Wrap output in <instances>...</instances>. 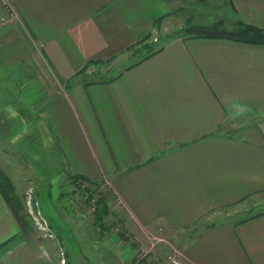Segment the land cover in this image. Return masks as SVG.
I'll return each instance as SVG.
<instances>
[{
	"label": "crops",
	"instance_id": "obj_1",
	"mask_svg": "<svg viewBox=\"0 0 264 264\" xmlns=\"http://www.w3.org/2000/svg\"><path fill=\"white\" fill-rule=\"evenodd\" d=\"M14 8L0 26V167L16 194L31 187L50 237L23 233L0 196V264H55L59 251L63 264H130L148 234L179 241L183 264H264V213L198 225L264 192V45L174 37L88 79L182 11L185 23L213 9L264 29V0ZM74 176L100 190L94 212Z\"/></svg>",
	"mask_w": 264,
	"mask_h": 264
},
{
	"label": "rangeland",
	"instance_id": "obj_2",
	"mask_svg": "<svg viewBox=\"0 0 264 264\" xmlns=\"http://www.w3.org/2000/svg\"><path fill=\"white\" fill-rule=\"evenodd\" d=\"M13 4H14V0H13ZM180 14L183 16V17H181V20L178 18V20L177 21L175 20L174 23H171V24L167 23V26L165 27V29H163L161 32L154 33V35H153L154 38L153 37L151 38L150 43L154 42V43H159V44L163 43L164 44L165 41H167L164 39V37H167L169 34H172L173 36H175V35L183 36V33L179 32L178 30H180V28H182L183 26H185L188 23L197 24V25L198 24L207 25V24H210V23H212L218 19H222L223 24L226 28H230L232 23H233L232 20H230L228 17L224 16V13L221 10L214 11L213 9H211V11H209V10L203 11V14H201V13L194 14L189 18V20H187V23H185L184 20L188 16H190L191 14L188 15L187 11H182ZM175 31L178 34L175 33ZM154 39H158V40L155 42ZM153 46H155V45H153ZM137 48H140V45H136L133 48H130V52H127V57H125V59H122L123 61L118 60V61L113 62V61L109 60V61L103 62L102 64H99L100 68L97 67L98 69H97L96 73H93V71H95L93 66H88L87 69L90 71L92 70V73H93L92 75H89L90 78L88 77V79L89 80H95V79H98L99 75H102L103 77H109V75L117 73L120 69H122V67L126 66L132 60H134L137 57H139L140 55L144 54V52H145L144 49L143 50L140 49L139 51L134 52V50H136ZM11 81H14V80H10V82ZM17 81L23 82L24 80H17ZM0 96H2V95L0 94ZM26 113L30 114V112H26ZM44 155H45V153H44ZM1 170L3 171L2 168H1ZM82 180L89 185H91V183H92L91 181H88L85 179H82ZM97 185L99 187V184H97ZM80 192L83 196L84 192H82V190H80ZM99 193H100V190H97V187H96L95 189H93V191L91 193L89 192L88 196L99 198ZM17 195H19L20 199L24 203V211L27 212V214H28L29 210L32 209V212H33L32 216L30 214H28L29 219H30V223H31L30 224L31 229L34 227L35 230L38 231V232L35 231L37 234L41 233L44 236L46 235V236L50 237L48 225L46 223V220L41 216V214L39 212V209H38V206L36 203L35 194L32 192L31 187H27L21 194H17ZM83 198H85V197L83 196ZM85 200H87V199L85 198ZM261 211H264V192L259 194V195H256L254 198H251L245 202H239L236 204H232L230 206H225V207H221L219 209H216L215 212H213L211 214L212 216H210L209 219L201 218L202 220L198 223V225L201 226V225L211 224V223H214L217 221H223V220H228V221L234 222V221H237V220H239V219H241L247 215H250V214H253L256 212H261ZM208 214L209 213H207L203 217H206ZM33 215H35L36 218H34ZM183 232H181L178 236L185 237V235L187 233L182 234ZM144 240H145L144 243H142L140 245L145 249H150V253L152 252L151 254H153V255L164 256V254L160 255V254L156 253L157 252L156 248L159 245L165 249L166 253L167 252H180L179 247L177 245L179 243V241H177L175 239H172V238L169 239V238H165L164 236L159 237L156 235L154 236V235L148 234V236L146 235ZM58 257H59V260H58V262L56 261L55 264H63L65 259H63L64 256H62V253L60 251L58 252ZM69 259L70 260L72 259L71 256H69Z\"/></svg>",
	"mask_w": 264,
	"mask_h": 264
},
{
	"label": "trees",
	"instance_id": "obj_3",
	"mask_svg": "<svg viewBox=\"0 0 264 264\" xmlns=\"http://www.w3.org/2000/svg\"><path fill=\"white\" fill-rule=\"evenodd\" d=\"M179 32L183 33V36L169 34L167 37H164L165 40H169L174 37H182V38H188V37H200V38H224L236 42H241L245 44H252V45H264V29L256 27L251 24L244 23L242 21H234L230 28H226L223 24L222 19H218L210 24L207 25H200V24H186L180 30ZM175 33H177L175 31ZM178 34V33H177ZM163 39V40H164ZM158 39H155V42ZM164 42V41H163ZM166 42V41H165ZM157 44V45H156ZM136 45H140V48H137L134 50V52L139 51L140 49H144L145 52L143 55H140L136 59L132 60L130 63H128L125 67H131L138 62L142 61L143 59L153 55L154 53L158 52L162 47L163 43H142V40L137 42L135 45L131 46L130 48H133ZM155 45V46H153ZM74 182L76 180L81 179L79 176H74ZM84 179V178H82ZM81 179V180H82ZM76 184V183H75ZM76 187L80 190V188ZM91 187L96 188L94 184L91 183L89 188H86L88 192H92L93 189ZM0 196L4 200L7 208L11 212L13 218L15 219L17 225L19 226L20 230L23 233H27L31 230V223L29 216L27 212L24 211V203L20 199L19 195L15 193L14 187L10 181V179L6 176V174L1 170L0 168ZM87 203V200H86ZM99 204V199L97 198L95 210ZM94 210V211H95ZM93 211V212H94ZM264 211L256 212L250 215H247L241 219L238 220L244 221L249 218H252L254 216L263 214ZM134 258V256H133ZM132 258V259H133Z\"/></svg>",
	"mask_w": 264,
	"mask_h": 264
},
{
	"label": "built area",
	"instance_id": "obj_4",
	"mask_svg": "<svg viewBox=\"0 0 264 264\" xmlns=\"http://www.w3.org/2000/svg\"><path fill=\"white\" fill-rule=\"evenodd\" d=\"M17 17L13 0H0V26L6 22L15 19ZM77 186L84 192V197L87 199V209L90 212L95 210V204L97 201L96 197H89V192L86 188H89V184L85 183L83 180H76ZM92 189L94 187H91ZM95 189V188H94ZM28 214L32 216V209L29 210ZM36 218L35 215H33ZM150 249L143 248L140 244L137 245L134 258L130 264H183L180 257V252H167L164 256L149 254Z\"/></svg>",
	"mask_w": 264,
	"mask_h": 264
}]
</instances>
